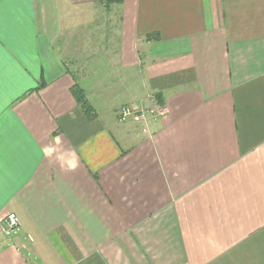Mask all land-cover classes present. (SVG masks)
I'll return each instance as SVG.
<instances>
[{
  "label": "crops",
  "instance_id": "1",
  "mask_svg": "<svg viewBox=\"0 0 264 264\" xmlns=\"http://www.w3.org/2000/svg\"><path fill=\"white\" fill-rule=\"evenodd\" d=\"M0 264H264V0H5Z\"/></svg>",
  "mask_w": 264,
  "mask_h": 264
},
{
  "label": "built area",
  "instance_id": "2",
  "mask_svg": "<svg viewBox=\"0 0 264 264\" xmlns=\"http://www.w3.org/2000/svg\"><path fill=\"white\" fill-rule=\"evenodd\" d=\"M145 102L147 104V108L144 110L137 108L134 104L125 105L119 108V110H117L119 120L125 121L129 118L144 119L145 115L153 117H163L166 115V107L164 105L158 104L155 98L148 96ZM19 226L20 222L17 216L13 213H9L4 220V226L1 231L5 236H8L13 233L14 230H17Z\"/></svg>",
  "mask_w": 264,
  "mask_h": 264
},
{
  "label": "trees",
  "instance_id": "3",
  "mask_svg": "<svg viewBox=\"0 0 264 264\" xmlns=\"http://www.w3.org/2000/svg\"><path fill=\"white\" fill-rule=\"evenodd\" d=\"M74 94H75V96L77 98L76 100L78 101L79 105L83 109V112H85V114H90L91 108L87 104L86 100L84 99L85 97H84L82 91L77 89V90H75Z\"/></svg>",
  "mask_w": 264,
  "mask_h": 264
},
{
  "label": "snow or ice",
  "instance_id": "4",
  "mask_svg": "<svg viewBox=\"0 0 264 264\" xmlns=\"http://www.w3.org/2000/svg\"><path fill=\"white\" fill-rule=\"evenodd\" d=\"M5 2V0H0V5H2Z\"/></svg>",
  "mask_w": 264,
  "mask_h": 264
},
{
  "label": "rangeland",
  "instance_id": "5",
  "mask_svg": "<svg viewBox=\"0 0 264 264\" xmlns=\"http://www.w3.org/2000/svg\"><path fill=\"white\" fill-rule=\"evenodd\" d=\"M117 115H118V112H117Z\"/></svg>",
  "mask_w": 264,
  "mask_h": 264
}]
</instances>
